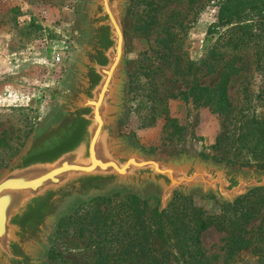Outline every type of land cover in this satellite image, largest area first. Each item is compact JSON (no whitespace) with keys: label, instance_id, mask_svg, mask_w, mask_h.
Returning <instances> with one entry per match:
<instances>
[{"label":"rangeland","instance_id":"obj_1","mask_svg":"<svg viewBox=\"0 0 264 264\" xmlns=\"http://www.w3.org/2000/svg\"><path fill=\"white\" fill-rule=\"evenodd\" d=\"M88 1L0 0V171L59 105L74 70ZM257 3L260 8H255ZM263 6L264 0H130L124 16L125 113L118 134L147 153H185L264 171ZM237 39L249 45L233 49L230 43ZM214 48L225 53L205 62ZM232 60L231 104L220 112L197 103L194 85L214 86ZM128 193L115 192L120 196L110 205L93 204L91 199L73 206L65 217L74 216L62 228L58 223L43 264H108L102 250L114 252L118 245L101 227L87 223L102 213L118 220L115 205ZM263 193L242 202L243 210L254 212L241 234L215 225L201 232L199 246L206 264H264ZM187 197H175V204L157 216L160 195L149 191L140 196L148 206L141 215L145 241L159 256H167L166 264H199L182 247L189 236L186 224L192 225L186 204L205 215L228 217L226 204L212 194L194 191ZM238 237L246 248L239 249Z\"/></svg>","mask_w":264,"mask_h":264},{"label":"water","instance_id":"obj_2","mask_svg":"<svg viewBox=\"0 0 264 264\" xmlns=\"http://www.w3.org/2000/svg\"><path fill=\"white\" fill-rule=\"evenodd\" d=\"M130 0H89L73 73L59 105L0 171V264H43L61 218L78 202L126 191L212 194L222 204L264 187V171L185 153H147L117 132L127 85L124 16Z\"/></svg>","mask_w":264,"mask_h":264},{"label":"trees","instance_id":"obj_3","mask_svg":"<svg viewBox=\"0 0 264 264\" xmlns=\"http://www.w3.org/2000/svg\"><path fill=\"white\" fill-rule=\"evenodd\" d=\"M260 8L257 3L255 8ZM264 12V6L263 10ZM262 13V12H260ZM262 18L264 16L262 15ZM230 19H227L229 22ZM233 49H240L239 47L248 46L246 40H235L234 43H230ZM242 46H241V45ZM229 45V44H228ZM225 52L217 51L216 48L212 49L205 62L209 63L213 58V61L218 60V56H222ZM234 60L227 62L224 69L221 72L219 80L214 86L208 85H194L195 101L200 104L211 105L214 111H223L227 106L231 104L229 95V84L232 78V71L235 69ZM18 151V148L15 149ZM16 153V152H15ZM264 192V187L256 188L248 194L240 197L234 204H226L223 207L226 209V217L205 215L202 209H194V207L184 206L185 214L188 215L190 223L186 224L189 227V236L184 238L182 247L190 250L191 254H194L195 261H199V264H206L204 262V251L200 248L201 232L206 230L210 225H215L221 231L234 232L241 234L244 230V225L253 216L254 210L247 208L242 209V202L257 194ZM264 194V193H263ZM119 194H112L110 196H99L94 198L91 202L93 204H100L101 202L110 205L113 199ZM264 196V195H263ZM176 197H181L184 201H188L187 196L177 194ZM264 199V197L262 198ZM108 202V203H107ZM264 202V201H263ZM175 204V202H173ZM117 214H121L118 220L113 219V214H94L92 220H89L87 225L95 223L96 227L106 236L110 237V240L117 244V248L103 249L102 253L105 256L106 263L110 264H166L167 256L162 254L159 256L155 253V247L147 243L144 234V223L141 222V215L143 211L148 207L146 202H142L140 196L135 193H128L125 198L119 200L116 205ZM190 210V211H189ZM189 211V213H188ZM154 212L157 216H163L167 210L159 211V208H155ZM233 212V213H232ZM184 214V213H183ZM125 215V216H123ZM74 215H70L61 218L59 221V228H62L63 223L70 220ZM134 218L133 221H128L126 218ZM178 220L183 221L181 218ZM190 225V226H189ZM186 227H184V230ZM145 238V239H144ZM239 239V237H238ZM240 242L244 241L243 237H240ZM104 245V244H103ZM239 249L246 248L244 244H239ZM111 261V262H110ZM261 262V260L259 261ZM262 263V262H261Z\"/></svg>","mask_w":264,"mask_h":264}]
</instances>
